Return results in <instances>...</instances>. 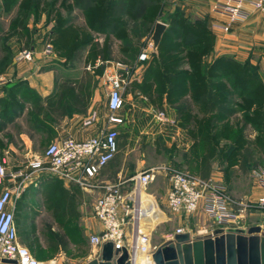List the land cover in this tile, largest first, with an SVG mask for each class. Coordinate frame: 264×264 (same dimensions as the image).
Segmentation results:
<instances>
[{
	"label": "rangeland",
	"instance_id": "374dc122",
	"mask_svg": "<svg viewBox=\"0 0 264 264\" xmlns=\"http://www.w3.org/2000/svg\"><path fill=\"white\" fill-rule=\"evenodd\" d=\"M56 1L57 5L62 2ZM161 1L163 2L149 10L146 19L134 21L130 26L127 24L119 34L114 35L104 28L98 8L84 12L74 6V0L67 1L68 6L64 9H54L50 15L43 10L29 18L22 15V10L19 14L18 4H10L8 8L4 0H0V77L4 79L0 87L16 82L14 84L19 92L16 99L23 101L26 111L21 116L25 120L20 127L23 128L24 125L25 129H30L32 115L42 104L39 91L31 86V81L35 83L39 76H45L46 70H52L55 79L56 90L52 96L62 95V103L68 105L61 110L62 106L49 103L50 111L53 112L54 108L56 110V118L51 116L53 120L59 121L61 117L57 115L63 111H80L86 116L93 113L101 117L108 115V92L102 79L103 72L98 69L95 72L88 70V64L102 58L121 61L140 71L143 64L137 61L139 54L133 55L132 50L124 46L125 43H140L142 51L151 41L156 22L167 23V29L173 34L186 21L193 24L196 22L190 17L179 20L175 14L179 9L174 0ZM58 15L61 19H67L69 26L57 29ZM18 21L26 23L27 30L19 29L17 32L16 29L15 32L14 26ZM170 27L175 30H170ZM199 33L203 36L198 38L199 45L193 47L187 46V40L177 42L169 33H164L157 50L149 52V59L144 61L148 66L143 70L145 73L138 72L143 78L140 81L131 80L132 83L124 94L125 103L121 113L126 122L121 130L120 145L125 147L117 153L116 161L119 165L122 163L127 166V175L162 164L199 174L203 162L208 158L214 176L227 182L234 180L231 194L229 193L232 199L236 202H248L252 200L250 194L253 184L259 182L253 174L257 171L264 173V54L260 51V46H256L258 53L253 52L255 48L245 46V56L239 57L236 52L231 51V42H228L230 51L221 53L220 49L217 51L216 37L212 33L208 34L204 30ZM71 37L77 38L71 42ZM74 42H83V45L80 44L76 49ZM48 44L52 50L46 54ZM32 46L35 47V61L17 62L15 55ZM9 50L11 54L4 57ZM163 61H170V64L162 65ZM181 61V67L174 68ZM204 64L207 66L205 69ZM153 69L157 80L149 79ZM16 74L19 77L15 80ZM181 76H192L195 79L190 86L178 78ZM205 76L213 77L220 92H232L237 103L245 107L242 113L222 117L217 122L216 130L211 116L204 113L200 106L184 115L171 114L175 122L170 125H162L154 118L152 111L163 108L165 93L176 98L180 96L177 89L183 86L192 93L199 94L206 88ZM232 82L237 85L233 86ZM252 93H260L263 97L261 110L254 111L255 106L249 99ZM54 101L57 103L56 98ZM188 101H182L178 105ZM43 106L46 107L45 100ZM247 109L250 113L245 116ZM46 134L47 130L38 136L35 150L39 153L44 152L52 142ZM6 166L8 171L12 169ZM43 185H54L57 195H61V188H65L62 183L56 184L51 179L32 183L38 191ZM168 187L166 176H159L149 187V192L154 195L164 213L163 221L156 225L152 233L154 248L173 238L180 227L191 232L193 237L203 236V232L212 234L215 227L224 228L203 216H178L172 213L166 203ZM71 190L72 202L68 203L61 196H48L46 193L33 198L30 202L33 209H28L27 214L25 210L17 214L21 242L30 248L41 264H85L97 254H94L95 246L90 242L93 232L87 225L95 217L93 203L96 195L80 187H71ZM239 225H246V228L260 225L264 229V219L251 208L240 223L232 226ZM49 238L61 240L62 246L51 249ZM64 245L68 246L67 251L64 250Z\"/></svg>",
	"mask_w": 264,
	"mask_h": 264
},
{
	"label": "built area",
	"instance_id": "2783aa9c",
	"mask_svg": "<svg viewBox=\"0 0 264 264\" xmlns=\"http://www.w3.org/2000/svg\"><path fill=\"white\" fill-rule=\"evenodd\" d=\"M247 5L264 10V0H219L213 5V10L226 15L232 22L243 23L250 17ZM223 29L228 31L230 26L224 25ZM51 50V45L48 44L45 53L48 54ZM151 50L152 41L139 53L138 59L147 61ZM15 59L19 63L34 62L35 50L22 49L15 55ZM87 68L91 71L102 69L103 83L108 90L107 125L99 133L83 140L72 135L62 136L49 144L45 157L50 171L58 179L99 193L93 204V212L103 228L91 234L92 245L100 250L105 243L112 242L115 249L128 248L132 264H137L143 254L147 255L146 262L152 264L150 254L153 256L156 248L153 246L152 233L159 222L151 227L149 218L154 209L151 206L159 207V204L149 192V187L159 176L168 178L166 203L169 210L178 216L199 215L224 228H231L232 225L240 223L252 208L264 219L262 171L253 174L259 181L262 193L248 202H236L232 199L223 183L165 164L149 166L118 180L101 179V170L119 152V126L126 122L121 110L125 103V91L131 82V67L121 61L99 58ZM3 80L0 77V83ZM152 112L162 125L175 122L164 109ZM97 118L96 113H93L85 119V124L91 125ZM42 165L39 159L32 163L33 168L39 169ZM8 178L24 180L7 186L5 181ZM27 178L29 175L21 170L8 171L5 161H0V258L17 260L18 264H41L30 248L21 242L16 222V201ZM182 232L187 231L180 227L175 233Z\"/></svg>",
	"mask_w": 264,
	"mask_h": 264
},
{
	"label": "crops",
	"instance_id": "0c3cea01",
	"mask_svg": "<svg viewBox=\"0 0 264 264\" xmlns=\"http://www.w3.org/2000/svg\"><path fill=\"white\" fill-rule=\"evenodd\" d=\"M218 1L219 0H174L176 8L179 9L178 11H176L177 13H182L184 14L185 17H190L195 19L196 21H199L202 25H204V27L207 30H209L210 33H212V35L216 37L217 51L219 49L221 53L230 51L228 47L229 46L228 42H231L232 45V47H230L232 48L231 51L236 52L237 56L239 57L243 58L245 56L243 51V47L245 46H247V48L249 49L255 48L253 51L254 53H258L259 50L256 49V46L257 47L260 46L259 49L264 54V10L255 9L252 6L247 5L246 8L250 11V17L243 23H237V22H232L226 15L217 13L213 10V5ZM224 25H229L230 29L226 31L225 29H223ZM168 26L169 25L167 24V27ZM247 53L249 52H246V54ZM98 59L99 58L95 59L93 62H90L89 64L96 63ZM137 61L138 63L142 62L141 64L143 65L141 66L140 71H138V69L134 70V67L131 66V80L133 81L135 79L140 81L143 77H141L138 72L142 71L143 73H145V71L143 70H146L148 67L146 65L147 62L140 61L138 59ZM14 77H15L14 79L16 80L17 77H19V75L16 74ZM152 78L153 77H150L149 79ZM54 80L55 79L53 76V71L46 70L45 76L44 75L39 76L36 79L35 83L31 81L32 83L31 86H33V88L39 91L40 94L39 97L41 98L42 104L44 100L46 101V107L44 111L36 110V112L32 115L33 119H31L30 129H25L26 127H24V125L23 128L20 127L22 125L23 120H25V118L22 117L26 114L25 113L26 111H24V113L21 115L22 117L18 116L13 121L8 122L4 126L0 124V161L1 160L5 161V164L8 165V168L12 167L10 172L21 170L25 172L27 175H29V178L25 180L24 183L25 187L16 201V218H17V214L21 212V210L23 211L25 210L27 214L28 209L29 210L33 209L32 208L33 205L32 203H30L33 200V198H35L38 195L44 196L47 193L45 189L46 185L40 187L39 188L40 190L38 191V189L32 186V183L35 182L36 184L38 181L40 182L44 180L48 181L51 179L54 180V182L60 181L68 189L77 186L75 184H70L68 182L58 179L50 171L49 168L50 165L45 157V151L49 145L46 146L45 151L42 153H39L37 150H35L36 142L39 139L38 138L39 134L41 135L42 132L47 130L46 136L47 138H49L48 140H51L52 142L61 138L64 135H72L78 140H83L99 133L107 125L109 112L108 115L104 117L98 116L97 120L91 125L85 124V119L89 115L86 116L84 112H80V111L68 112V113L63 111V113L61 112L59 115H57L61 117L59 121L53 120L51 116L52 117L54 116L53 118H56V110L54 108L53 112L50 111V106L47 104V100L52 96V94L56 90ZM130 83H132V81ZM180 90H181L180 96L176 98H172L171 94L169 93H165L163 95L162 109L166 110L169 115L171 114L184 115L187 113V111L189 110L191 111L193 108L199 106L197 104L192 103V100L196 98L197 94L192 93L191 90H186L183 88H181ZM6 93H7L6 89L3 88V86H1L0 98L4 97ZM186 100H189L186 103H189L190 107L186 111H179L181 107L178 104ZM200 107L202 108V106ZM36 117L42 120L39 121V123L45 124L44 125V127L46 128L45 130L37 126V124L39 125V123H37L38 121L36 120L37 119ZM124 126L125 123L119 126L120 134ZM120 134H119V150L125 147L120 145ZM116 158L117 155L101 170V174H100L101 179L118 180L121 177L129 176L126 174L129 171L127 169V166L125 164L123 165L122 163L121 165H119L116 161ZM38 159L41 160L43 163L42 168L39 169L33 168L32 163ZM44 163L46 164L44 165ZM11 164L13 165L11 166ZM198 175H200V173ZM209 178L218 181L220 183H223L227 187V191L229 193L231 192L233 188L232 185L234 180L228 182L224 181L223 178L214 176L212 171ZM23 180H24L23 178H17V179L8 178L5 181V184L7 186H11L14 185L15 183H20ZM253 185L254 186L251 190L250 198L256 199L262 193V188L259 185V183H254ZM80 188L83 189L82 187ZM93 193L96 195V197L99 194L97 191ZM87 225L93 233L99 232L103 228L102 224L99 222V220L96 217H92L90 223ZM239 227H247V226L239 225ZM217 228H222V227L220 226L215 227L212 230V233ZM203 233H204L203 236L207 235L205 234L207 232H203ZM98 250H99L98 248L94 247L93 249V251L95 252L94 254L96 253L98 254ZM97 254L94 255L92 258L96 257ZM92 258H89L87 261H89Z\"/></svg>",
	"mask_w": 264,
	"mask_h": 264
},
{
	"label": "trees",
	"instance_id": "16d2710c",
	"mask_svg": "<svg viewBox=\"0 0 264 264\" xmlns=\"http://www.w3.org/2000/svg\"><path fill=\"white\" fill-rule=\"evenodd\" d=\"M67 1L69 0H62L60 5H57L58 1L52 0V1H44V0H4V4L9 8L10 4L19 5V14L20 11L22 12V15L27 16L26 18L36 16L39 12L41 11H46L47 15H50L54 9H64L66 8ZM163 1L161 0H74V6L81 9L82 11L86 12L91 9L98 8L100 10V20L105 24L104 28L106 27V30L114 35H117L120 33L122 29L132 24L134 21H140L144 20L147 17V14L151 8L154 6L158 5ZM9 5V6H8ZM57 6V7H56ZM176 16H178V19H183L185 16H183L181 13H175ZM21 16V15H20ZM19 16V17H20ZM23 16H21L22 18ZM61 16L58 15L56 18V24H57V29L60 28H65L69 26L68 20L67 19H61ZM23 19V18H22ZM188 19V18H187ZM99 20V22H100ZM186 20V19H185ZM185 25V26H184ZM178 31H176L174 34L169 32V29H166L165 33H169L173 37V39L177 42H181L183 40H187V46L193 47V46H198V38L201 35L199 32L201 30H204L208 34H210L209 30H207L204 25H202L199 21H196L195 24H193L191 21H186ZM28 26L26 23H22L21 21H18L17 25L14 26V31L17 32L19 29L21 30H27ZM169 28V26H168ZM170 30H175L170 27ZM174 32V31H172ZM74 38L77 37H71L70 41L72 42ZM75 43V42H74ZM76 49H78V46L80 47L83 42L75 43ZM203 44V43H202ZM124 46L128 50H132L133 55H138L141 51L142 44L140 43H125ZM35 48V47H34ZM33 46L30 47V49H34ZM8 53V54H7ZM11 54V50L6 52V55L4 57H7ZM170 61H163L162 65H169ZM9 63V62H8ZM181 62H178L174 68H179L181 67ZM207 68V66L204 64V69ZM102 69H98V71ZM0 73H2V70H0ZM152 75L149 76L153 77L154 80H157L154 75V69L152 71ZM181 81L189 83L191 86L192 80L195 79V77L192 76H181L178 77ZM206 88L197 94L196 98L192 100V103L197 104L199 106H202L204 113L208 114L211 116V122L212 124L215 125V130L218 129V121L222 117H233L239 113H242V109H244V106H240L235 97L234 94L230 91H223L220 92L216 86V83L213 79V77L209 76L206 77ZM12 84V83H11ZM16 84V83H15ZM13 83V85H8L7 87H4L6 89V95L4 97L0 98V124L1 125H6L8 122L13 121L16 117L21 116L25 109H24V103L20 99H16L18 96V90L16 89V86ZM90 85V84H89ZM232 85L235 86L237 85L236 82H232ZM13 86V87H11ZM170 87V84L168 85ZM181 88L188 90L186 87H179L178 92H180ZM57 100V103H55V98ZM242 97V96H241ZM249 99L252 101L254 104L255 108L254 111H257L261 108V103L263 100V97H261V94L259 93H252L249 95ZM64 97L61 95H53L51 96L48 100L47 103H52L54 106L60 105L62 106L61 110H64L66 106L65 103H62ZM59 100V103H58ZM74 101V100H72ZM180 110L179 111H186L190 107L189 103L184 102L182 105H180ZM37 110H45V107L43 104H40L37 107ZM261 110V109H260ZM36 112V111H35ZM34 112V113H35ZM252 112V111H251ZM33 113V114H34ZM245 116L247 113H250V110L247 109L245 110ZM37 118V117H36ZM39 123L40 120L39 118L36 119ZM42 124V125H41ZM44 123H39L37 126L39 128H44ZM214 130V131H215ZM211 161L207 158L203 162L200 170V175L209 178L211 174ZM60 181L56 182L58 184ZM61 183V182H60ZM78 186V185H77ZM74 186L76 188H79V186ZM47 195L48 196H58V197H63L65 198L68 203L72 202L73 200V193L71 189L68 188H61V195L56 194V188L54 185H46L45 186ZM17 219V218H16ZM19 228V226H18ZM61 241V240H60ZM60 241H55L53 239L48 240L49 247L51 249H56L61 247V242ZM68 246L64 245V250L67 251Z\"/></svg>",
	"mask_w": 264,
	"mask_h": 264
},
{
	"label": "water",
	"instance_id": "95a60500",
	"mask_svg": "<svg viewBox=\"0 0 264 264\" xmlns=\"http://www.w3.org/2000/svg\"><path fill=\"white\" fill-rule=\"evenodd\" d=\"M167 24L158 21L151 37L157 50ZM155 264H264V229L260 225L218 228L208 236L193 237L191 232L175 233L153 253ZM0 264H18L17 260L0 258ZM85 264H132L127 247L115 249L105 243L99 255Z\"/></svg>",
	"mask_w": 264,
	"mask_h": 264
},
{
	"label": "bare ground",
	"instance_id": "6f19581e",
	"mask_svg": "<svg viewBox=\"0 0 264 264\" xmlns=\"http://www.w3.org/2000/svg\"><path fill=\"white\" fill-rule=\"evenodd\" d=\"M151 207H152V209L154 208L153 209V212L150 213L151 214V217L149 218V223H150V226L152 227V226H154L155 224H157L158 222H160L163 219V213L161 212V210L159 209V207H157V206H151ZM150 259H151L152 264H155L154 263V260H153L152 254H150ZM146 261H147V255L146 254H143V255H140L137 264H149Z\"/></svg>",
	"mask_w": 264,
	"mask_h": 264
}]
</instances>
